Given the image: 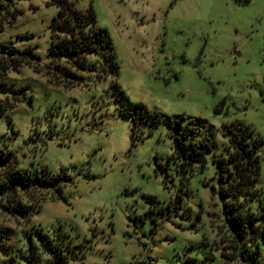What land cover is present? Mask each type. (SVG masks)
<instances>
[{"label":"rangeland","instance_id":"374dc122","mask_svg":"<svg viewBox=\"0 0 264 264\" xmlns=\"http://www.w3.org/2000/svg\"><path fill=\"white\" fill-rule=\"evenodd\" d=\"M2 1L22 14L5 23L0 49L33 47L45 60L58 8ZM74 1L95 13L115 57L90 55L107 73L79 72L86 80L72 88L28 66L0 77L1 94L20 99L0 119L17 169H63L71 178L64 199L38 193L47 197L30 215L21 212L26 199L8 202L0 186V227L13 231L14 244L0 262L32 264L27 248L41 229L72 264H264V235L236 257L227 247L232 214L218 180L225 131L250 126L263 143L258 195L248 204L263 217L264 0ZM187 128L210 147L204 163L182 167L175 137Z\"/></svg>","mask_w":264,"mask_h":264},{"label":"trees","instance_id":"16d2710c","mask_svg":"<svg viewBox=\"0 0 264 264\" xmlns=\"http://www.w3.org/2000/svg\"><path fill=\"white\" fill-rule=\"evenodd\" d=\"M48 4L58 8V13L49 26L51 45L48 56L41 60L33 47L18 51L15 46L5 44L0 49V77L10 71H18L22 66H28L35 73L45 75L50 84L72 88L86 80L79 72L105 75L107 71L104 65L89 63L88 60L92 54L108 53L111 60L115 57L108 33L95 26V13L78 9L74 0H48ZM21 14L22 10L11 11L0 0V31L4 29L5 23L14 22ZM19 101L16 96L9 98L0 92V119L8 116ZM189 130L187 128L175 137L174 157L181 160L182 167L195 162L204 163L205 149L210 147L206 139L196 140L190 137ZM192 131L195 133V129ZM227 132L229 155L227 159L221 158L218 161V180L219 192L231 208L232 214L226 220L235 239L227 247L232 249V255L236 257L238 251L239 254L248 251V244L264 235V214L263 217L256 215L248 204L258 195L256 184L261 168L259 150L263 140L254 136L253 129L244 124H233L225 131ZM70 182V176L63 169L59 173L43 169L35 176L19 171L12 151L0 140V186L5 189L8 202L26 199V204L21 208L25 215L40 211L41 202L48 196V192L52 197L64 199L63 188ZM38 193L47 196L35 197ZM35 230L38 243L30 242L27 248L32 264H72L71 255H68L70 251L65 252L57 240H52L41 229ZM12 236L11 229L0 227V255H10L13 251L14 244L10 243ZM21 255L26 254L21 252ZM224 256L229 257V253L226 252ZM14 261L12 257L10 264H14ZM0 264L8 263L2 261Z\"/></svg>","mask_w":264,"mask_h":264}]
</instances>
